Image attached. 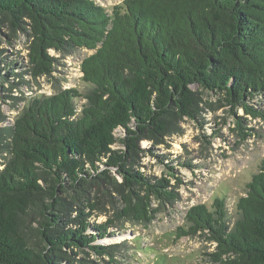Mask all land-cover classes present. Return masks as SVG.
I'll list each match as a JSON object with an SVG mask.
<instances>
[{"label":"trees","instance_id":"16d2710c","mask_svg":"<svg viewBox=\"0 0 264 264\" xmlns=\"http://www.w3.org/2000/svg\"><path fill=\"white\" fill-rule=\"evenodd\" d=\"M5 27L29 43L24 73L0 67L10 91L29 73L51 77L52 51L94 54L79 64L85 92L30 98L10 126L0 116V264H94L92 254L116 263L123 245L97 241L128 222L149 227L180 199L169 180H180L176 167L155 148L168 178L136 170L142 141L160 145L185 118L199 121L204 94L231 107L240 137L249 135L239 109L264 122V107L252 104L264 96V0H124L112 10L0 0ZM108 206L107 222L93 223ZM235 209L221 197L199 204L176 237L214 242L216 264H264V159Z\"/></svg>","mask_w":264,"mask_h":264},{"label":"rangeland","instance_id":"374dc122","mask_svg":"<svg viewBox=\"0 0 264 264\" xmlns=\"http://www.w3.org/2000/svg\"><path fill=\"white\" fill-rule=\"evenodd\" d=\"M93 1L108 10L124 2ZM28 46L26 34L21 32L16 35L8 27L3 28L0 32L1 69L12 65L16 72L24 73L29 68ZM92 54L94 52L87 49L66 53L52 51L51 56L57 61L51 77L42 75L35 78L29 73L24 76L25 84L14 86L15 89L11 91L12 86L3 79L0 87V116L8 120L3 126L13 124L30 98L52 96L59 91L72 89L85 92L86 84L82 81L79 64ZM2 73L5 74L4 71ZM193 89L200 91L198 87ZM203 101L210 104H203L199 121L185 118L180 123V130L168 136L160 145L149 140L141 142L143 151L136 170L158 179L168 178L166 174L169 172L165 165L149 152L150 148H155L160 156L168 157L165 160L176 167V176L180 182L174 178L169 180L180 199L174 205L163 206L149 227L128 222L120 229H112V237L97 241L96 244L101 246L123 245L115 250L117 262L113 264H216L211 257L217 253L214 242L200 234L177 239L176 231L179 227L187 226L189 210L199 204L211 206L218 197L225 198L235 214L238 199L246 194V185L260 171L264 159V122L247 116L239 109L237 115L246 119L245 133L249 135L240 137L237 118L221 96L204 94ZM252 104L255 108L264 107V96L257 97ZM115 177L122 182L120 176L115 174ZM93 193L97 194L95 191ZM154 206L157 207L156 204ZM106 210V213L93 217L92 222H107L111 213L110 206ZM89 260L94 264H108V259L99 260L93 254Z\"/></svg>","mask_w":264,"mask_h":264}]
</instances>
